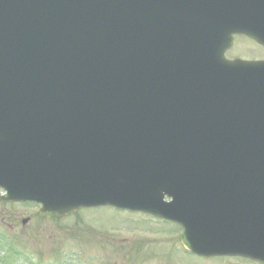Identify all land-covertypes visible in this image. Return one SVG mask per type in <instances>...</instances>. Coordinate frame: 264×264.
<instances>
[{"label":"water","instance_id":"water-1","mask_svg":"<svg viewBox=\"0 0 264 264\" xmlns=\"http://www.w3.org/2000/svg\"><path fill=\"white\" fill-rule=\"evenodd\" d=\"M235 35L264 46V0H0L2 200L264 264V61L227 60Z\"/></svg>","mask_w":264,"mask_h":264},{"label":"rangeland","instance_id":"rangeland-1","mask_svg":"<svg viewBox=\"0 0 264 264\" xmlns=\"http://www.w3.org/2000/svg\"><path fill=\"white\" fill-rule=\"evenodd\" d=\"M228 57L264 59V50L242 38ZM39 208L33 203L7 204L0 199V231L10 238L5 245L27 251L32 256L27 257L29 263H36L42 254L41 264H54L57 253L63 257L59 264H255L243 259L196 257L182 247L180 227L144 214L100 208L56 221L40 219ZM28 218L23 225L22 220ZM0 256L1 264L4 248ZM21 262L11 255L10 264Z\"/></svg>","mask_w":264,"mask_h":264}]
</instances>
